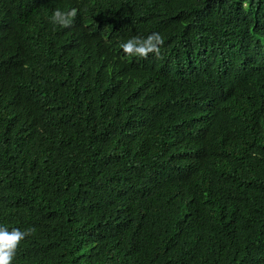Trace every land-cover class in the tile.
Wrapping results in <instances>:
<instances>
[{
    "label": "trees",
    "instance_id": "obj_1",
    "mask_svg": "<svg viewBox=\"0 0 264 264\" xmlns=\"http://www.w3.org/2000/svg\"><path fill=\"white\" fill-rule=\"evenodd\" d=\"M0 225L12 264H264V0H0Z\"/></svg>",
    "mask_w": 264,
    "mask_h": 264
},
{
    "label": "clouds",
    "instance_id": "obj_2",
    "mask_svg": "<svg viewBox=\"0 0 264 264\" xmlns=\"http://www.w3.org/2000/svg\"><path fill=\"white\" fill-rule=\"evenodd\" d=\"M76 14V9L70 11L57 9L52 14V21L62 27H68L72 24ZM163 43V37L159 33H152L144 38L129 39L123 42L121 47L128 55L147 58L149 53L158 55ZM28 234V231H21L18 228L9 231L7 227L0 225V264H12L18 245Z\"/></svg>",
    "mask_w": 264,
    "mask_h": 264
}]
</instances>
